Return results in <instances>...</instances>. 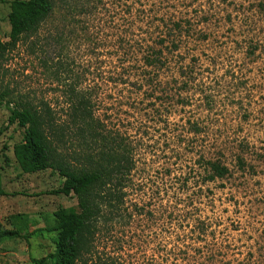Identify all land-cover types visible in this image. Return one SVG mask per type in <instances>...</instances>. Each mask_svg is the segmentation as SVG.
<instances>
[{
    "label": "rangeland",
    "instance_id": "rangeland-1",
    "mask_svg": "<svg viewBox=\"0 0 264 264\" xmlns=\"http://www.w3.org/2000/svg\"><path fill=\"white\" fill-rule=\"evenodd\" d=\"M11 1L0 0L3 41ZM55 2L52 19L17 45L2 73L13 98L45 101L58 117L66 86L79 83L97 117L131 144L126 211L96 236L87 264H264V0ZM147 16L189 21L180 55H166L160 72L136 56L152 32L140 31ZM128 50L135 55L125 63ZM55 58L71 71L61 80ZM7 118L0 105V234L20 236L0 242V264H33L55 249L53 213L77 201L47 194L61 184L49 170L21 172L12 149L24 130ZM209 159L227 175L208 181Z\"/></svg>",
    "mask_w": 264,
    "mask_h": 264
},
{
    "label": "trees",
    "instance_id": "trees-1",
    "mask_svg": "<svg viewBox=\"0 0 264 264\" xmlns=\"http://www.w3.org/2000/svg\"><path fill=\"white\" fill-rule=\"evenodd\" d=\"M131 7L132 3L128 9ZM56 8L55 0H12L9 3L7 41L0 36V105L8 111L7 124L24 130L22 141L12 149L21 172L35 174L49 170L61 179V184L47 194L77 201L76 208L60 207L53 213L57 224L47 231L57 233L55 249L42 259H33V264H87L96 236L120 224L122 212L126 211L125 190L135 168L131 144L97 117L93 94L86 88L80 89L79 83L66 86V109L64 116L58 117L45 101L37 104L28 97L13 98L2 73L17 45L36 37L41 27L52 19ZM138 10L143 15L146 13L143 6ZM140 23L145 26L140 31L152 32L138 42L141 47L136 51L138 62L145 69L160 72L168 62L166 55H180V44L185 38L183 29L189 26V21L183 24L171 18L147 16ZM54 38L59 44L63 41L61 33ZM130 50L125 63H130L129 56L135 55L134 50ZM51 62L56 79L61 80L63 72L71 74L66 60L55 58ZM183 76L185 73H179L180 78ZM181 82L186 88V82ZM192 127L190 133L198 134L197 125L194 123ZM204 163L208 181L222 179L228 173L218 161L209 159ZM1 196L6 194L0 189ZM19 236L17 232L2 233L0 242ZM167 258L162 260L167 262Z\"/></svg>",
    "mask_w": 264,
    "mask_h": 264
}]
</instances>
